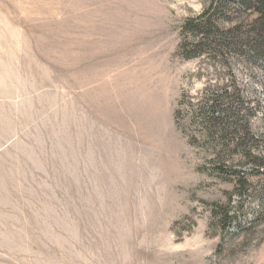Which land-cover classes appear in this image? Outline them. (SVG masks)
I'll return each instance as SVG.
<instances>
[{"label": "rangeland", "instance_id": "374dc122", "mask_svg": "<svg viewBox=\"0 0 264 264\" xmlns=\"http://www.w3.org/2000/svg\"><path fill=\"white\" fill-rule=\"evenodd\" d=\"M212 1L0 0V264H264L263 177L236 195L179 107L233 74L264 134V64L179 54Z\"/></svg>", "mask_w": 264, "mask_h": 264}, {"label": "trees", "instance_id": "16d2710c", "mask_svg": "<svg viewBox=\"0 0 264 264\" xmlns=\"http://www.w3.org/2000/svg\"><path fill=\"white\" fill-rule=\"evenodd\" d=\"M216 1H212L204 15L183 25L182 32L193 40H183L179 54L187 60L204 57L226 69L228 57L242 55L264 64V0H231L237 2L242 11L236 10L235 13L239 14L234 24L231 18L226 19L227 23L233 24L228 28L217 25L213 20V15H217L220 8L219 5L213 7ZM211 9L213 15L203 17ZM219 16L222 17L221 14ZM242 16L248 17L247 20L242 21ZM232 76L230 82L223 85L209 83L197 101L190 102L182 96L179 107L187 110L190 125L195 131L187 135L189 144L210 155L208 169L220 177H232L234 193L240 196L248 174L236 170L234 163L236 167L241 164L248 167L250 175L263 177L259 197L264 202V134L259 136L253 132L251 119L254 114ZM212 213L222 231L233 221L224 208ZM258 217L264 223V211Z\"/></svg>", "mask_w": 264, "mask_h": 264}]
</instances>
